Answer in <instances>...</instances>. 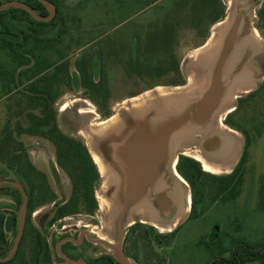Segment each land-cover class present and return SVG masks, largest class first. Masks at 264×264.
<instances>
[{
	"label": "rangeland",
	"instance_id": "rangeland-1",
	"mask_svg": "<svg viewBox=\"0 0 264 264\" xmlns=\"http://www.w3.org/2000/svg\"><path fill=\"white\" fill-rule=\"evenodd\" d=\"M28 1L0 0V5ZM232 2L234 10L247 12L252 28L260 33L262 39V45L258 44L259 49L253 43L245 46L241 60L232 73L233 77H237L252 70L250 75L256 86L252 91L239 93L233 102L234 110L221 117L222 123L227 126L226 132L238 140L239 151L234 162L220 170L207 171L194 159L202 145L207 153L229 155L232 144L230 138L209 137L201 143L203 137H198L199 144L193 146L190 153L179 155L176 170L184 180H179V184L175 177L172 179L177 185L175 194H169L173 196L172 206L174 209L183 206L184 200L179 192L182 195L188 193L191 207L195 197V201L202 205L203 213L199 217L197 212L191 213L190 210L173 227V231L161 225L168 223L176 213L161 217L157 221L158 228L146 217L141 219L149 223L138 222L141 224L138 227H128L133 221L127 218L121 222L116 218L113 223L106 200L112 196L114 188L111 189L107 169L105 172L99 167L101 180L96 189L98 208L93 216L82 214L77 221L79 225H91L90 229L109 241L108 245L98 246V252L116 258L119 227L126 238L124 250L127 256L134 258H129L133 264H212L213 260H216L215 264H225L226 260H232L238 243L244 241L256 246L264 245V0H62L58 8L63 15L57 24L38 32L32 31L30 21L20 22L11 18L15 7L0 11L6 21L0 24V42L6 40L18 46L25 36L31 34L30 44L20 49V52L27 55V50L36 47L35 57L30 63L32 65L25 66L26 59L21 56L24 64H13L14 68L20 66L18 73L16 71L13 75L9 72L6 75L9 58L13 62V54L8 47L3 49L0 45V141L5 130H8L12 155L15 154L14 149L23 142L27 151L32 150L33 160L40 166L45 165L40 169L55 192L54 199L67 200L71 194V181L56 161L50 142L19 131V128L31 125L32 122L28 120L30 114L43 116L50 110L37 108L40 101H33L32 98L27 100L23 91L51 82L55 97L52 110L60 130L83 141L91 155V150L100 154L95 145L99 146L101 142L91 133L99 127V122L112 117L115 120L123 119L131 128L127 129L131 135L142 134L144 129L148 130L153 117L162 116L169 110V106L160 100L158 88L189 85L188 73L194 69L191 59L198 48L209 42L215 27L229 15L231 17ZM221 14L223 18L215 23L214 19ZM35 40H40L38 45ZM17 60L20 61L19 57ZM43 60H46V67L52 68L45 75L33 78L35 74L31 69ZM56 64H63V70H60L61 76L52 81L50 76L54 74ZM85 66L92 83L100 87L90 90L82 88L81 83L85 82L86 77H80V71ZM20 72L21 76L18 77ZM10 91L12 95L5 97ZM137 96L146 100L149 97L154 99L155 108L161 113L156 115L149 111L141 127L133 114V110L135 112L137 109L133 98ZM33 98L38 97L33 95ZM227 119L229 126L225 123ZM206 134L205 131L204 136ZM247 138L250 143L248 148ZM214 141L217 145L213 146ZM103 147L105 154L115 156L116 148L113 145L105 142ZM245 149L247 155L242 170L231 180V188L224 195L217 196L210 176L197 181V193L193 195L191 185L179 171L180 164L189 159L198 162L201 170L208 175L227 176L237 168ZM1 168L4 172V168ZM160 168L168 174L170 170L173 174L170 166ZM12 175L16 176L14 173ZM234 194L236 197L232 199ZM10 199L0 194L1 203L9 202ZM176 201L179 202L178 206ZM44 207L47 208L37 218L49 216L43 214L51 211L52 204L46 203ZM119 207L121 211L120 204ZM144 215L149 217L148 213ZM100 224L105 228V234L101 235ZM7 236L11 242L14 240V235ZM49 237L54 238L52 231H49ZM57 240H52L54 249ZM28 248L29 244L26 243L25 249Z\"/></svg>",
	"mask_w": 264,
	"mask_h": 264
},
{
	"label": "flooded vegetation",
	"instance_id": "flooded-vegetation-1",
	"mask_svg": "<svg viewBox=\"0 0 264 264\" xmlns=\"http://www.w3.org/2000/svg\"><path fill=\"white\" fill-rule=\"evenodd\" d=\"M262 8L264 9V6H262ZM49 14L43 17H48ZM56 17L57 15L55 14L52 20L43 22H51ZM242 32H245V30H242ZM29 44L30 41L28 42V45ZM27 51L29 52L30 50ZM66 58L67 57H64V59ZM42 62H37L35 66L37 64H42ZM29 64L30 63L25 66H29ZM46 64V62L43 64V68H46ZM62 65L63 64H56L54 67L55 70L53 73H56L58 77L62 74V72H60V70H63ZM58 67H61V69H58ZM48 71L41 75H45ZM80 72H82L80 77L83 76L87 78V76H89L86 66L84 67V70L81 69ZM86 80L87 79H85L84 83H81L82 88H85L86 90L92 89L91 87L86 86ZM11 84H13V82ZM31 87L32 89L28 87L23 91V93L28 97L27 100L29 101L32 99H34L33 101H40V104H38L37 108H46L44 103L55 102V97L52 94L53 87L51 82H48L43 87ZM11 95L12 92L10 91L5 94V97ZM33 95H36L38 98H33ZM48 109L51 111L52 108L48 107ZM48 112H45V114L40 117H45ZM29 127L19 129L20 133L46 139L45 137L39 135H30L27 131ZM43 129L46 128L43 127ZM8 133V130H5V135L1 137L0 147L6 146V148H11L12 143L9 141L10 135H8ZM5 140L7 142H4ZM46 140L49 141L48 139ZM20 143L21 144L19 148L14 149V155L16 157L15 159L9 157L0 159V176H2L0 182H13L21 187L19 188L13 184H5L0 186V194L12 198L9 202H0V264H9L15 259L16 261L12 264H110V257L118 262L114 256H110L104 252H98L97 247L108 245V240H106L103 236H100L98 232L90 229L91 225L77 224L79 216L82 214L93 216L92 214L84 212L73 213L64 216L60 214L59 208L68 199H54L55 192L49 185L46 174L40 169V167H45V165H38L31 156L32 150L27 151L26 147L23 145V142ZM120 143L121 147H119L118 152V163L121 167L120 177L121 189L123 191L121 192L124 193V197L121 195V208L122 205L126 207L123 219H129L128 216L133 204L138 202V200H140L144 194L152 202L155 210L159 211L160 214L164 216H171L172 213L177 214L179 208L174 209L172 206V200H170L166 194H163V190H171L168 182H172L173 174L170 173V170L169 174L166 172L163 173V176L167 181L165 188L159 194H152L153 192L151 191L152 188L150 185L152 183L151 181H154L153 177H155L158 173L159 162L160 164H164L166 161L163 158V153L158 154V150L152 147L151 136L144 135L142 137H135L127 136L126 134ZM50 144L53 147L57 161L55 147L51 142ZM1 167L4 168V172L1 170ZM51 167L54 168L53 163H51ZM13 173L16 175L15 177H13ZM22 189L27 196V208L24 217L22 236L13 257L8 261H2L14 249L19 235L25 200ZM46 203L52 204L51 211L43 214L49 216H40L37 218V216L40 215L45 208H47L44 207ZM176 205L178 206L177 203ZM191 208L190 210L192 213L193 206ZM145 217L149 219L148 216ZM35 218H37V221ZM141 218H143L142 214H136L134 222L128 227H133L135 225V227H138L141 225L138 224V222L142 224L149 223L147 221L144 222ZM68 221H70V223H66ZM100 227L101 235L105 234L106 230L102 224L99 225V228ZM49 231H52L54 238L58 239L55 249L52 246V243L54 242L52 240L54 238L49 237ZM7 234L14 235V240L12 242L9 240ZM125 242L126 238L123 237L121 250L125 257L130 261L129 258L133 257L126 255V249L124 250L123 247ZM26 243L29 244L28 249H25ZM19 252L21 253L20 255H18ZM118 264L120 263L118 262Z\"/></svg>",
	"mask_w": 264,
	"mask_h": 264
},
{
	"label": "trees",
	"instance_id": "trees-1",
	"mask_svg": "<svg viewBox=\"0 0 264 264\" xmlns=\"http://www.w3.org/2000/svg\"><path fill=\"white\" fill-rule=\"evenodd\" d=\"M49 2L53 3L57 7V17L51 21V22H43L38 21L34 19L31 14L23 9L15 7L13 11L11 12V18L20 22H28L30 21L33 25L32 31L38 32L39 30L45 28H48L49 26H55L60 19L62 12H60V3L62 0H48ZM29 3H27L37 14L40 16H47V8L39 1V0H29ZM63 15V14H62ZM224 15H219L214 19V22H218L221 18H223ZM4 16L0 14V24H4L6 21L3 19ZM32 40V35L25 36L22 43H20L18 46H15L12 42H7L6 40H1L0 42L1 47L9 48L12 51L13 54V62H11V59L9 58V66L7 71L5 72L6 75L12 73L15 75L16 71L20 68L13 67L14 63L16 62L19 65H23L21 56L26 59L25 65L28 63H31L32 57H35V49L33 48L30 50V52L27 53L29 56L23 54L20 52V49H22L24 46L28 45V42ZM40 40H35L36 45ZM19 57V60L18 59ZM46 60H43L42 64H37L35 68L31 69V72L35 74V77L43 74L44 72L48 71L51 67H44L43 64H45ZM1 64V63H0ZM4 65V64H3ZM58 69H61V67H58ZM19 71V70H18ZM17 71V73H18ZM21 76L18 74V77ZM58 78V75L54 73L52 76H50V80H55ZM15 77H13V80ZM86 86L87 87H100L96 86L94 83H92L91 76H87ZM54 102H46L45 105V111L49 108H52ZM43 105V104H42ZM28 119L32 122L29 129L27 130L30 135H39L42 137H45L48 139L53 146L55 147L56 151V157L57 162L59 166L67 173L69 176V179L71 181V194L67 201L59 208L60 214L62 216L69 215L73 213H90L93 214L97 208V198H96V189L100 183L101 176L100 171L94 162L87 146L84 144L83 141L80 139L74 138L72 136H69L65 134L62 130H60L54 113L49 110L47 115L45 117H40L35 114H30ZM225 123L229 126L228 119L225 120ZM45 127L46 129H43ZM232 128V127H231ZM22 129V128H19ZM11 142V138L9 139ZM246 148L249 147L250 143L248 138L246 139ZM4 142H7L6 140ZM11 148H6V146L0 147V159L4 158H13L15 159V155L11 154L13 153V150H10ZM11 152V153H10ZM247 155V149L243 152L242 158L239 162V165L237 168L232 172V174H229L227 176H211L208 175L206 172H203L200 168V164L196 161H192L189 159H186L183 161L179 166V171L183 175V177L188 181V183L191 185V188L193 190V195L197 193V181L200 180L202 177L210 176L213 179V185L216 188V194L217 196L224 195L228 190H230V182L231 180L240 174L242 170V165L244 164L246 160ZM185 159V158H184ZM240 181V179H239ZM217 186V187H216ZM236 196L235 194L232 195V199H234ZM193 211L197 212V216H201L203 213L202 205L195 201L193 202ZM193 213V212H192ZM21 253L19 252L18 255ZM16 261L12 260L9 264H12ZM225 261V260H224ZM115 262V263H114ZM250 262H256L258 264H264V245L262 246H256L251 243L241 242L238 243L236 246V249L233 252V258L232 260H226L225 264H247ZM216 260H213L212 264H215ZM110 264H118L112 257H110Z\"/></svg>",
	"mask_w": 264,
	"mask_h": 264
},
{
	"label": "bare ground",
	"instance_id": "bare-ground-1",
	"mask_svg": "<svg viewBox=\"0 0 264 264\" xmlns=\"http://www.w3.org/2000/svg\"><path fill=\"white\" fill-rule=\"evenodd\" d=\"M233 1L235 2L237 0H233ZM234 7L235 5L232 2V7L230 9L231 17L229 15V17H227V19L224 22H222L216 27L211 39L205 45V47H202L196 50L193 58L191 59V61L193 62L192 66L194 69L193 71H189V81H190L189 85L175 87V88H166V87L158 88V90L160 91L158 96L160 100L164 101L167 104V106H169V108L172 109L171 113L174 114L172 116H175L179 114L181 111H183L184 108L187 106V104L188 105L189 103L191 104L192 103L191 97H196V98L200 97L209 87L210 80H211V74L209 72L208 65L213 64L217 56L220 53L226 31L228 30V27L232 21V18L235 17L236 12L238 10V9L234 10ZM252 43L254 45H257L258 49H259L258 44L261 43L262 45V39L254 28L252 29V32L249 36L240 38L237 41V44L235 45L232 53L229 55V58L227 62L225 63V66L223 69L224 70L223 77H224L225 83H227L226 84L227 89L221 99V102L218 108L215 110L214 114L212 115V120L209 122L211 130H213L215 133L214 137H222V138H227V139L230 138L229 137L230 135H227V133L225 134L222 132L224 131L223 130L224 124L221 121V117L224 114L231 113L234 110L233 102L238 97L239 93L250 91L256 86L255 80L253 81L250 75L252 70L244 72L242 75L237 76L234 80H231L230 78L227 77L233 72L234 68L240 62L241 53L244 51L243 49L246 48L245 46L247 44H252ZM167 96L170 97L172 100L165 99ZM177 96H179V98ZM151 99L152 98L150 97L148 98V100L142 97L133 99L134 101L136 100L135 106L137 105L136 106L137 109L134 112V115L137 118L143 117L148 112V109L155 104L154 103L155 100L154 99L151 100ZM114 120L115 118H111V119L99 122V127L91 131L92 136L93 135L100 136L102 134H106L111 129L119 130L122 127L123 122L121 120H115V121ZM193 128L189 127L174 136L172 142H170L169 153H168V156L166 157V162L168 166H170V169L173 175H175L181 181H183V179L179 175V173L176 171V164L178 161L177 150L182 151V153L188 154V152L190 153L189 145L198 143L197 140L195 139V137H200V135L196 134L199 131L198 126H194ZM193 139L196 140L195 143L192 142ZM234 148L235 146L232 147L233 150ZM91 151H92V156L95 162L97 163L98 167H100L105 172L107 169V172L110 173V176L111 174H114V178L112 176L111 177L109 176L110 182L112 181L119 182L120 178L117 177V173L115 172V170L111 169L108 166L106 159H104L101 155L94 152V150H91ZM194 158L196 160L201 161L204 164L205 170L207 171H211L215 169L220 170V168L222 167L220 165L221 161L219 159H215L211 157L208 160V158L203 157L200 152H197ZM151 182L152 183L150 187L152 188L151 190L153 192L152 194H159L165 188L167 181L163 175H160L154 181H151ZM168 184L170 185L171 182L170 183L168 182ZM117 194H118L117 190L113 189L112 196L106 200V205H107L106 207H107V210L109 211L108 214H111L110 218H112L113 223L115 222L116 218L119 220L121 216V211L119 207L120 200L118 199L119 195ZM123 194L124 193H121V195ZM117 206H118V209H117ZM150 206H151V201L144 194V196L140 200H138V202L133 204L130 212L131 214L145 213V212L148 213V211L150 210L149 209ZM131 214H130V221L133 220V215Z\"/></svg>",
	"mask_w": 264,
	"mask_h": 264
},
{
	"label": "water",
	"instance_id": "water-1",
	"mask_svg": "<svg viewBox=\"0 0 264 264\" xmlns=\"http://www.w3.org/2000/svg\"><path fill=\"white\" fill-rule=\"evenodd\" d=\"M50 12L48 17H43L38 15L29 5H27L24 2H9L5 5H0V11L4 10L8 7H17L20 9H23L31 14V16L38 20V21H50L54 18L56 14V8L54 4L49 2L48 0H39ZM239 7V5H238ZM252 26L250 19L248 17L247 12L241 11L240 9L237 10L236 15L234 18H232V21L228 27V30L226 31L225 38L223 40V44L221 46V50L219 55L217 56L215 62L209 66V72L211 74V80H210V85L207 88V90L198 98L196 97H191L192 103L184 108L183 111H181L179 114L172 116L174 114L171 113L172 109L169 108L170 112L165 111V114L162 116H156L153 117V120L150 122V126L148 127V130L142 131V134H136V135H131L127 129L129 126L125 121H123V125L119 130H114L111 129L108 131L106 134H102L100 136H96L98 141L101 142V145L99 146L95 145V149L104 156L106 159L108 166L115 170V172L119 175H121V167L118 163V154L119 152V147H121L120 141L123 139V137L127 134V136H135V137H142L144 135L151 136V145L153 148L158 150V154L163 153L164 159L166 161V157L168 156L169 153V145L170 142H172L174 136L181 131L189 128V127H194L198 126L199 128H202V131L207 132V127L209 125V122L212 120V115L214 114L215 110L218 108L221 99L223 97V91L227 89V86L224 80V66L225 63L227 62L229 55L232 53L235 45L237 44V41L240 38L247 37L251 34L252 32ZM242 30H245V32H242ZM233 73V72H232ZM232 73L227 76L231 80H234L236 77L232 75ZM252 91V90H251ZM179 98V96H177ZM165 99L172 100L170 97H166ZM186 99V98H184ZM156 104L151 106L148 109V112L141 118L137 119V124L141 127L147 117V114L150 112H154L156 115H160L159 110L155 108ZM136 109V108H135ZM167 112V113H166ZM134 114V110H133ZM184 126V127H183ZM182 129V130H181ZM194 129V128H193ZM204 131V132H205ZM173 133H175L173 135ZM135 134V133H134ZM172 135V138L170 139V136ZM214 137V136H213ZM222 138V137H221ZM170 139V140H169ZM224 139V138H223ZM226 139V138H225ZM109 142V144L113 145L115 150V156H109L105 154V147H103V143ZM215 145V141L213 143V146ZM103 147V148H102ZM216 147V146H215ZM205 150V148H204ZM178 157L180 154H183L182 151L177 150ZM92 156V155H91ZM93 157V156H92ZM94 160V158H93ZM95 162V160H94ZM96 163V162H95ZM160 163V162H159ZM165 164V163H164ZM164 164H159L158 166V173L153 179L155 180L158 176L163 175L164 170H161L160 167L167 168ZM97 165V163H96ZM98 167V165H97ZM99 169V167H98ZM169 170V168H168ZM100 171V170H99ZM111 176L114 178V174H111ZM110 176V177H111ZM112 178V179H113ZM174 176L172 177V179ZM111 183V189L114 188L117 190L118 194L121 195V177L119 182H110ZM173 183V181L171 182ZM175 183V182H174ZM5 184H13L19 188H21L18 184L13 183V182H8V181H3L0 182V186L5 185ZM174 189L167 191H164L163 194H166L170 200H172V195H169L170 193L175 194L173 192ZM23 191V189H22ZM167 192V193H166ZM24 193V191H23ZM124 196V195H123ZM24 205H23V215H22V220H21V226H20V231L18 238L15 243L14 249L10 252V254L2 261H8L11 259L17 249L18 243L21 239L22 232H23V224H24V217L26 213V208H27V196L24 193ZM119 199V197H118ZM184 200V199H183ZM174 202V201H173ZM176 203L179 205V202L176 201ZM186 202L184 200V206ZM191 208V205H190ZM126 210V207L122 205L121 208V216L119 218V222L123 220L124 212ZM159 212V211H158ZM190 212V210H189ZM188 212V213H189ZM160 214V213H159ZM161 217H167L162 214H160ZM169 217V216H168ZM175 216H171L169 220H172ZM129 218V216H128ZM123 240V230L121 227H119V240L117 242V248H116V260L120 264H132L123 254L121 250V244Z\"/></svg>",
	"mask_w": 264,
	"mask_h": 264
},
{
	"label": "crops",
	"instance_id": "crops-1",
	"mask_svg": "<svg viewBox=\"0 0 264 264\" xmlns=\"http://www.w3.org/2000/svg\"><path fill=\"white\" fill-rule=\"evenodd\" d=\"M219 24H221V23H219ZM218 24V25H219ZM217 25V26H218ZM216 26V27H217ZM216 27H215V29H216ZM259 35H260V33H258ZM213 35V34H212ZM212 37V36H211ZM260 37H261V35H260ZM211 39V38H210ZM203 47H205V45L203 46ZM200 48H202V47H200ZM199 49V48H198ZM197 49V50H198ZM192 64H193V62H192ZM189 74V73H188ZM172 88H175V87H172ZM139 97H141V96H137V97H134L133 99H135V98H139ZM113 118V117H112ZM226 127L227 126H225L224 125V128H223V130L224 131H222L223 133H227L226 131ZM198 129H199V131L196 133V134H198V135H200V137H203V138H201V143H204V139H206V138H212L214 135H215V133H214V131L213 130H211V127H210V125H208V127H207V134H206V136H204V132L202 131V128H199L198 127ZM227 135H230L229 133H227ZM230 137V141L232 140V144H231V148H230V150H229V155H225V154H223V153H218V154H213V153H207L205 150H204V145H202V147L200 148V150L198 151V152H200L201 154H202V156L203 157H205V158H208V160H209V158H211V157H213V158H215V159H219L220 161H221V166L223 167V166H231L230 164L232 163V162H234V160H235V158H236V155H237V152L239 151V147H238V140L237 139H235V138H232L233 136H229ZM213 138H216V139H219V138H221V137H213ZM195 139L197 140L198 139V137H195ZM195 139H193V143H195L196 142V140ZM197 144H199V143H197ZM196 144H190L189 145V148L191 149L193 146H195ZM215 145H217V143H216V141H215ZM232 146H235V148H234V150L232 149ZM184 155H186L185 153H183ZM99 155H101L103 158H104V156L102 155V154H99ZM105 159V158H104ZM195 159V158H194ZM196 160V159H195ZM198 162H200L201 164H202V166H203V168H204V164L201 162V161H199V160H197ZM165 166H168V164H167V162H165V164H164ZM233 165V164H232ZM110 174V173H109ZM174 177H175V180H176V182L177 183H179V178H177L175 175H173ZM117 177L118 178H120L119 177V175L117 174ZM162 177V176H161ZM160 180H162V179H160ZM184 180V179H183ZM180 184V183H179ZM172 189H174V188H176L177 189V185H176V183H171L170 185H169ZM175 191V190H174ZM173 191V192H174ZM179 195L180 196H182L183 197V199L185 200V202H186V204H185V206L183 205V206H181L179 209H178V211H177V214L175 215V217L172 219V220H169V222L168 223H166V224H163V225H161V226H166L167 228H169V230L168 231H173V227H175L176 225H178L180 222H181V220L183 219V217L184 216H186L187 214H188V212H189V210H190V205H191V196L188 194V193H184V195H182L181 194V192H179ZM119 197V200H120V205H121V199H122V196L121 195H119L118 196ZM149 211H148V215H149V219L151 220V223L155 226V227H157L158 228V225H159V223L157 222V221H159L160 220V218H161V216H160V214H159V212L157 211V210H155V208H154V206H153V204H152V202H151V206L149 207ZM130 214H131V212H130ZM130 214H129V220H130ZM136 214H139V213H136ZM136 214H131V215H133V222H134V220H135V216H136ZM140 214H142V216L143 217H145L146 215H144V214H147V212H145V213H140ZM155 221V222H154ZM132 222V223H133ZM154 222V223H153Z\"/></svg>",
	"mask_w": 264,
	"mask_h": 264
}]
</instances>
